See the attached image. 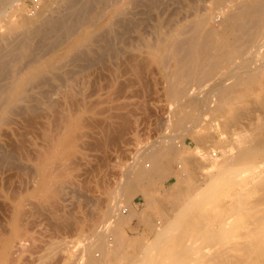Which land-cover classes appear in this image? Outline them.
<instances>
[{
  "label": "rangeland",
  "instance_id": "1",
  "mask_svg": "<svg viewBox=\"0 0 264 264\" xmlns=\"http://www.w3.org/2000/svg\"><path fill=\"white\" fill-rule=\"evenodd\" d=\"M216 1L77 0L73 10L84 8L85 15L81 18L96 23L79 32L77 28L82 21L79 19L80 21H76L75 27L68 33L59 36V40L57 34H52L48 38L37 37V40L36 37L33 38L31 45V49L35 46L33 52L20 57L17 65L23 64L33 55V58L40 56L41 59H45L46 65L43 67V74L34 83L27 85L28 90L19 92V95L26 94L25 96L29 98L46 89L45 98L48 104L55 102L56 99L60 101L57 100L58 102L56 101L50 108L44 106V109L39 106L33 115L35 120H39L36 123L29 121L30 112L22 107L23 101L18 106L10 108L11 112L6 111L5 118L8 119H4L3 122L0 120V194H2L0 195V264H87L88 259L93 256L100 261V264H132L140 258L145 243L153 238L156 230L154 223L161 221L170 225L177 218L175 215H178L181 205L186 203L195 192H201L209 178L208 174H212L217 169L216 166H208L209 163L215 159H222L227 150L234 154L247 143L249 138L254 137L252 123L256 116H264V79L255 84L252 90L239 96L240 99L233 97L225 108L215 111L217 99L207 85L218 82L231 71V68L234 71L235 61L223 64L217 73L209 74L207 79L200 78V74L196 75L189 81L184 97L174 98L169 94V86L181 76L178 67L173 61L162 62L161 59H154L148 54L152 48L148 42L155 43L160 31L164 33L179 21L181 23L193 20L195 16L192 12L195 10L192 9L196 6L201 8L205 5L210 6L204 27L220 29L223 14L221 15L219 9L214 7ZM218 1L220 6H223L229 0ZM65 2L66 0H41L39 4L33 5L31 0L13 1L6 16L0 18L1 52L19 49L23 39V30L19 27L21 22L30 25L31 28H41L46 18L61 16L67 12ZM190 3L193 4V8L189 7ZM11 24L14 27L10 28ZM106 39L107 42L113 43L114 51L111 52L104 47L107 44ZM52 42L53 45H49ZM14 43H18L16 44L18 47ZM56 44L58 46L54 48ZM146 49L148 51H144ZM118 50L120 53L117 54ZM121 53L125 56V62ZM132 53L138 54L136 58L132 59ZM98 54H103L104 57L101 58L103 62ZM261 54L248 56L251 63L248 60L247 63L242 61L240 66L243 69L255 67L264 60ZM127 55L130 56V60L126 59ZM88 59L92 60L90 61L92 63ZM128 61L133 62L131 65L134 67L131 66V70L128 68L127 71L126 67H130ZM137 62L144 65L140 67L142 72L144 71L141 74L140 69L139 73L135 70L136 67L139 68ZM79 63L83 65L78 66ZM84 64L88 66L84 67ZM121 67L126 68L123 73ZM107 74L108 79L105 76ZM92 77H95L93 81ZM2 78L4 79H0V85L9 79ZM61 79L63 82L60 81ZM119 84L123 88L118 87ZM66 90L68 93L73 92L72 96L78 100L70 96ZM56 94L59 97H56ZM258 97L261 98L259 102L261 105L257 102ZM190 100L196 101L195 106L188 103ZM200 101L201 105H199ZM63 103L66 105L65 108ZM52 107L59 111L55 112ZM177 107H182L184 110L177 112ZM37 111L41 113H37L39 117L36 115ZM182 111H189L193 116L177 124L176 117ZM19 112L24 116L22 117ZM45 112L50 113L45 114ZM197 112H200V116ZM121 113H125L124 116ZM127 113L129 118L126 116ZM53 114L58 116L55 118ZM122 117L126 123L130 120L129 124L127 123L129 127H125L127 124ZM119 120L121 124H126L123 125L126 129L122 128L125 131L121 136H119L120 131L119 133L118 130L115 131V127L121 125L118 124ZM69 124H71L70 130ZM185 127L188 130H185ZM163 132L168 137L172 135L170 138L173 145L180 149L179 154L172 153L171 156L164 158L167 172L153 174L150 181H143L140 187L131 193L125 191L126 186L120 189L119 180L122 183L124 174H131L128 166L134 161V167L142 166L149 157L144 155L141 149L147 146L148 148L144 150L149 152L152 144L148 142L152 143L157 139L160 140L156 143L161 142ZM238 134L244 135L238 139ZM9 152H12V155ZM179 160L183 161L182 167L178 165ZM149 162L150 159L147 160V163ZM188 164L191 167L188 168ZM212 190L209 193L205 192L209 198L203 191L201 192L203 196L200 202L197 199V203L194 204L199 203V205L193 206V209H190L191 213L188 211V216H185L187 219L179 224L178 229H183L192 223L197 224L199 220L201 223V219H204L202 222H206L207 213L218 209L220 191L216 188ZM118 195L120 198L115 199ZM129 204L134 207L129 222L115 225L117 217L128 213ZM116 205L118 210L114 211ZM158 257L162 261L161 264H168L167 259H170V254L163 253Z\"/></svg>",
  "mask_w": 264,
  "mask_h": 264
},
{
  "label": "bare ground",
  "instance_id": "2",
  "mask_svg": "<svg viewBox=\"0 0 264 264\" xmlns=\"http://www.w3.org/2000/svg\"><path fill=\"white\" fill-rule=\"evenodd\" d=\"M13 1H18V0H5V1L0 0V18L6 16L5 14L7 13L8 8H10L12 6ZM76 1L77 0H66L65 3L67 4V8H68L67 12L61 16L57 15V17L46 18L44 21V26L42 25L43 27H41V28H38V27H36V28L32 27L31 28L30 25L27 26L21 22V25L19 27H21L23 30V32H22L23 33V36H22L23 39L21 38L22 42L19 45V49L11 50V51L6 52V53H4L5 50H3V53H2L1 52L2 47L0 46V79H4L2 77H8L9 78L6 83L3 81L4 84L2 82L1 83L2 85H0V120H2L1 122L5 121L7 118V117L5 118L6 111L15 105L18 106V104L21 101H23V105H24L22 107H24L25 110H27V112H30L29 113L30 116H29V118L28 117L27 118L31 122L35 121L34 123L39 121V120L34 119L35 116L33 117V115L35 114V110H37V108L39 106H42L43 108H44V106L45 107L48 106L50 108V106L55 105L57 100L60 101L59 99H56V101L53 102L54 104L53 103L48 104V102L45 98L46 92H47L46 89H42L39 93H36V94L30 96L29 98L27 96H25L26 95L25 93H24L25 95H21V94L19 95V92H22L23 90L25 91L28 88V87H26L27 85L29 86L30 84L34 83V81L37 80L43 74V67L46 65V60L41 59L40 56H38L37 58H33L34 57V55H33V57H30L28 60L26 59L23 62V64L20 63L17 65V61L20 60V57H24V56L28 55V52H31V53L33 52L32 50L35 48V46L33 49H31L32 48L31 45H32V41H33L34 37H36V40H37V37H39V38L47 37L48 38V36H50L52 34H57L58 35L57 40H59V36H61L63 33H65V34L68 33L69 30H71L73 27H75L74 24L77 23L76 21H80L79 19H82L80 26H78V24H77V26H78L77 31H79V32L82 29L89 28L92 24L96 23V22H90V20H87L84 17L81 18L82 15H85L84 11H83L84 8L82 9V7H81V9L77 10V11L73 10L74 5L77 4ZM233 1H236V3H232ZM192 5L193 4L190 3L189 7L193 8ZM214 5H215L214 6L215 8L219 9L218 10L219 13L221 15L223 14V19L221 22V28L220 29H214L211 27H206V28L204 27V25L207 21V16H208V12H209L208 10L210 9L209 8L210 6L205 5V6H202V8H201V6L200 7L196 6L194 9H192V10H195L192 12V13H194L193 15L195 16L193 20L185 21V22H181V23H180V21L179 22L177 21L178 22V23L176 22L177 24H175L172 28L165 30L164 33H162L159 30L160 33H162V34L159 33L160 36L157 37L156 42L153 39L152 40L155 43L151 44L148 42V45L152 46L151 50L148 51L146 49L144 51H148V54L152 58H154V59L159 58L162 60V62L167 63V61H173L175 63V65L178 67V73H180L181 76H180L179 80L173 82L169 86V94L174 98L184 97L187 86L189 85V81L192 80L193 78H195L196 75L200 74V76H201L200 78L206 77V79H207V76L209 74L214 75V73H217L218 69L221 68V66L223 64H227V63L230 64L231 62L235 61L236 64H234V67H233V68H235L234 71L232 70V68L230 66L231 71L229 73H227L226 76H224L220 80L217 79L218 82L215 80L216 82L213 83V85L210 84L211 86L206 84L208 86V88L210 87L209 88V89H211L210 91L215 94V98L217 99V103L214 107V110L219 111L228 105L231 98L244 95L249 90H252V87L255 84H257L259 81L264 79V60L262 62L258 63L257 65H255V67L250 68L251 70L250 69H243L240 66V64H242V61H246V63H247V60H248L251 63V60H249L250 58H248V56L250 57L252 54H254L253 55V57H254L255 55H260L264 51V0H229L228 3L223 5V6H220L219 1L217 0L216 4H214ZM201 9H202V11H201ZM87 14H88V11H87ZM189 14H191V13H189ZM48 15H50V13ZM184 19H186V18H184ZM120 21H119V23H121ZM9 27L12 28V27H14V25L11 24ZM170 27H171V25H170ZM119 35H120V32H119ZM12 38H11V41H12ZM110 38H112V37H110ZM60 39H62V37ZM55 42H57V41L55 40ZM106 42H107V39H106ZM116 42H117V40H116ZM53 43L54 42H52V44H49V45H53ZM16 44H18V43H14L15 46H16ZM112 44L113 43L111 41H108L104 47H106V49H108L112 52V51H114V47ZM57 46L58 45L56 44L54 46V48H56ZM16 47H18V45ZM137 48L139 49V46H137ZM116 49H118V47ZM119 50H118L117 54L120 53ZM141 51H142V49H141ZM101 52H103V51H101ZM110 54L112 55V53H110ZM102 55L98 54V56H101L99 58L100 60L102 57H104ZM121 55H123V59H124V57H125L124 54L121 53ZM136 55H138V54L132 53V56H131L132 59L136 58ZM127 56H128V58H126V59L130 60V56L129 55H127ZM142 56L144 57L145 55H142ZM262 56L264 57V53ZM78 57H80V56H78ZM84 57H85V55H84ZM253 57H251V58H253ZM63 58H65V57H63ZM96 58H98V57H96ZM96 58H93V59L97 60ZM59 60H61V59H59ZM119 60H120V57H119ZM90 61H92V60H89V62ZM120 61L122 63V59ZM125 61L126 60L124 59V62ZM139 61L141 62L140 59H139ZM146 61H147V59H146ZM93 62H94V60H93ZM96 62L97 61H95V63ZM111 62L114 64L113 61H111ZM144 62H145V60H144ZM148 62L149 61H147V63ZM90 63H92V62H90ZM132 63L133 62L129 63V61H128V65L130 64L129 65L130 67H128L127 65H126L127 67L125 66L127 68V71L129 70L128 68H130V70H131V66H133V65H131ZM139 63L137 62V64L139 65V68H137L136 66H135L136 69L133 68L134 66L132 67L133 69L137 70V72L141 66L142 67L144 66V65H141V63L140 64ZM80 64L81 63H79L78 66L83 65V64L82 65H80ZM86 64H84V67L86 66ZM142 64H144V63H142ZM97 65H96V67H97ZM102 65H103V67H106L105 64H102ZM119 65L121 66V64H119ZM163 65H165V64L163 63ZM125 67H121V68H123L122 73H123V70L126 69ZM247 68H249V66ZM32 69H33V71H31ZM228 69H227V71H228ZM109 70H110V68H109ZM169 70H170V68H169ZM28 72H29V74H27ZM72 72H73V70H72ZM99 72L101 73L100 68H99ZM112 72L113 71H111V73ZM139 72L141 74L144 71L142 72V70L140 69ZM134 73H135V71H134ZM104 74H106V73H104ZM124 74H125V72H124ZM135 74L137 75V73H135ZM105 76H107V79L109 78L108 74ZM93 78H95V77H92V79H91L92 81H93ZM231 78H233V79H231ZM85 79H87V78H85ZM228 79H231V81L226 82ZM44 80L46 81V78H44ZM91 80H89V81H91ZM96 80L98 81L99 79H96ZM106 80H104L105 83H106ZM60 81H62V79ZM121 83H123V82H121ZM97 84H98V82H97ZM110 84H112V81ZM66 85H68V84L66 83ZM206 85H204L205 88H207ZM121 86L122 85H120L118 87L123 88ZM118 87H116V88H118ZM208 88H207V90H209ZM93 89H95V87H93ZM204 89L202 88V90H204ZM206 91H203V92L206 93ZM210 91H207V92H210ZM37 92H38V90H37ZM66 92L68 93V90H66ZM69 93L68 94L70 96H72L73 92L71 93L69 91ZM197 93H198V91H197ZM199 93H200V91H199ZM205 93H204V95H205ZM191 94H192V92L190 93V96H191ZM194 94H196V91ZM69 95H67V97ZM199 95H201V94H199ZM259 96H260V94H259ZM56 97H59V96L57 95ZM72 97H71V99H73L75 96L73 98ZM248 98H250V97H248ZM261 98H263V97H261ZM261 98L258 97V99H259V101L257 100L258 103L260 102ZM76 99L78 100V98H76ZM239 99H240V97H239ZM77 100H75V101L77 102ZM209 100H210V98H209ZM237 100H238V98H237ZM67 101H69V98ZM182 101H184V100H182ZM201 101L199 102V105H201V103H202ZM61 102H63V101L61 100ZM188 103L190 105L195 106L196 101L190 100ZM252 103H254V102H252ZM258 103H256V105ZM63 104L65 105V103H63ZM69 104H70V101H69ZM73 104L75 106L76 103L74 102ZM249 104H251V103H249ZM65 107H66V105L64 106V108ZM256 107H258V106H256ZM233 108L234 107H232V110H234ZM254 108H255V106H254ZM52 109H53V107H52ZM52 109H50V110H52ZM55 109H57V108H55ZM55 109H53V110H55ZM181 110H184V109L182 107H180V108L177 107L176 111L178 112ZM240 110H241V108H240ZM9 111L11 112V110H9ZM58 111L55 110V112H58ZM64 111H66V109ZM75 111H76V109H75ZM198 111H200V108ZM38 112H39V114H41L40 111H37L36 115H38L37 114ZM257 112L258 111L256 109V113ZM46 113L49 114L50 112H45V114ZM60 113H62V112L60 111ZM199 113L197 115L200 116ZM19 114H22V113L19 112ZM121 114H122V116H124L125 113L124 114L121 113ZM248 114L250 115V113H248ZM53 115H55V118H56V116H58V114L57 115L53 114ZM191 115H192V113L189 111L188 112L182 111V112H180V114L177 115L175 123L180 124L181 122L191 118L193 116V115L192 116ZM257 115H259V113H257ZM17 116H18V114H17ZM21 116L23 117L24 115L22 114ZM26 116H28V113L26 114ZM26 116L24 118H26ZM65 116H66V114H65ZM126 116L128 117V113L126 114ZM38 117H39V115H38ZM47 117H49V116H47ZM119 117L121 118V115ZM127 117H125L126 120H128V118H129V117L128 118ZM24 118H22V120ZM55 118H54V120H55ZM59 118H61V117H59ZM122 118H123V121H125L124 117H122ZM62 119H63V117H62ZM17 120H19V119H17ZM65 120H67V117L65 118ZM15 121H16V118H15ZM60 121H61L60 123L62 125V120L60 119ZM31 122H28V123H31ZM57 122H59V121L57 120ZM119 122H120V120H119ZM128 122H130V120L127 121V123ZM192 122H194V120H192ZM223 122H224V120H223ZM54 123H56V122H54ZM121 123L122 122H120L118 124H121ZM125 123H126V121H125ZM124 124H121L120 127H115L116 128L115 131L118 130L117 131L118 133L120 131L119 136H121L122 132L125 131V130H123L125 127H127V126L129 127V125H128L129 123L127 125L125 124L126 126ZM29 125H31V124H29ZM70 127H71V124H69L68 129ZM187 127L189 128V126H187ZM251 128L255 132V134L253 135L254 137L249 138L247 143L244 144L242 146V148H240L234 154L230 153V150H227L225 156L222 159H219V160L215 159L211 163H209L208 166H211V167L216 166L217 169L212 174H210V175L208 174L209 178L207 177L208 180H206V185L203 186L202 190H200L201 188L198 189L201 192L203 191L204 194H206L207 192L209 193V192L213 191L212 189H214V188L218 189L220 191V195H219L220 196V203L218 204V209L214 210L212 213L206 212L208 214L206 222H204V221L202 222V220H204V219H201V223H199L200 220L198 218L197 220H199V221L197 222V224L192 223L190 225H186L183 229H178V228H180V227H178V226H180L179 224H181V222L184 219L185 220L187 219V218H185V216L187 214H189L188 211L191 213L190 209L191 208L193 209V206L197 207V205H199V203L197 205H194L195 203H197V199H199V202H200V199L203 196L201 194V192H199V193L193 192L194 193L193 196H190V198H188V200L186 199L187 200L186 203L185 202L183 203L184 206L181 205V208H179L180 210L178 211V215H175V217H177V218L175 219V221L173 220L174 221L173 223H171L170 225L168 223L167 224H165L163 222L161 223V221L160 222L156 221V223H154L156 230H155V234H154L153 238L150 239L147 243H145V245H144L145 247H144L143 253L141 254L140 258H138L132 264H161L162 261L160 260L158 255L163 254V253H169L170 254V259H167V262L169 260L168 264H264V116H260V117L256 116V119L252 123ZM184 129L188 130V129H186V127ZM13 130H16V129L13 128ZM185 130H183V131H185ZM57 131H59V130H57ZM164 132H166V131H164ZM164 132L162 133L163 136L161 137L162 138L161 142L156 143V141H158L160 139H157V140L153 141L152 143L148 142V144H152L150 146L151 150L149 152L145 151L146 149L144 150V148H146L147 146L146 147L142 146L143 149H141V150L143 151L144 155L149 157L148 159H150L151 162L147 163V160H148L147 159L143 162V165L139 166V167H134L135 161L132 162L131 165L128 166L129 170L131 171V174L128 175L125 173L126 175L124 174L123 179H122V183L119 180V182H120L119 184H121V187H119V185H118V187L120 189H124V186H126L125 191L127 193H131L136 188L140 187V184L143 181L144 182L150 181L153 174H156V173H162L163 174V173L167 172V169L165 168L164 158H166L167 156H171L170 154H172V153H173V155L179 154L180 149L177 148V146L173 145L172 140L170 138L172 135L169 134L171 136L168 137V136H166V134ZM118 133H117V135H118ZM56 134H58V133L56 132ZM21 135H23V134H21ZM243 135L244 134H242V135L238 134V139ZM159 136H161V134ZM23 137H25V136H23ZM18 140H19V138H18ZM23 141H20V142H23ZM148 141H150V140H148ZM236 142L237 141L235 140V143ZM23 144H24V142H23ZM17 145H18V143H17ZM25 150H26V148H25ZM139 152H141V151H139ZM9 153L11 154L12 152H9ZM22 153L24 154V152H22ZM178 159H180V157ZM186 161H187V159H186ZM182 164H183V161L179 160L178 161L179 167H182ZM144 166H148L149 168H145ZM187 166H188V168L191 167L190 164H188ZM192 168H193V166H192ZM123 170H125V169H123ZM126 170L129 171L128 169H126ZM201 187H202V185H201ZM115 191H117V189ZM180 191H181V189H180ZM119 192H121V190ZM115 194H116V192H115ZM145 194H146V192H145ZM0 195H2V194H0ZM205 196L207 197L208 195L206 194ZM119 198H120L119 195H118V198L115 197V199H119ZM208 198H209V196H208ZM205 200L208 201V199H206V198H205ZM210 200H212V199H210ZM202 201H203V199H202ZM115 202H117V201L115 200ZM146 202H147V197H146ZM116 204L118 205V203H116ZM117 205H116V208L114 209V211L117 209ZM196 207H194V209ZM199 208H200V206H199ZM105 211H106V209H105ZM133 212H134V207H133V205L129 204L128 213L124 216L117 217L115 220V225L119 226L122 223L129 222ZM199 212H200V210H199ZM174 213H172V214H174ZM204 215H206V214H204ZM201 216H203V215H201ZM122 221H125V222H122ZM109 222H110V219H109ZM187 222H188V220H187ZM103 224H104V222H103ZM170 230H172V232ZM174 230H175V233H174ZM94 231H96V230H94ZM97 236L99 237L100 235L98 234ZM8 242H9V240H7V243ZM129 260H131V259L129 258ZM128 262H130V261H128ZM87 264H100V261L93 256V257H90L88 259Z\"/></svg>",
  "mask_w": 264,
  "mask_h": 264
},
{
  "label": "built area",
  "instance_id": "3",
  "mask_svg": "<svg viewBox=\"0 0 264 264\" xmlns=\"http://www.w3.org/2000/svg\"><path fill=\"white\" fill-rule=\"evenodd\" d=\"M33 5H37L41 2V0H31Z\"/></svg>",
  "mask_w": 264,
  "mask_h": 264
}]
</instances>
